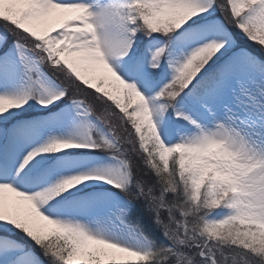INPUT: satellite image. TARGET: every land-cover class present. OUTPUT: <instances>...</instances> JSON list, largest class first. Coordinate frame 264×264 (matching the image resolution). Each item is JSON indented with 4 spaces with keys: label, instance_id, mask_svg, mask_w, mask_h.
Instances as JSON below:
<instances>
[{
    "label": "snow or ice",
    "instance_id": "1",
    "mask_svg": "<svg viewBox=\"0 0 264 264\" xmlns=\"http://www.w3.org/2000/svg\"><path fill=\"white\" fill-rule=\"evenodd\" d=\"M0 264H264V0H0Z\"/></svg>",
    "mask_w": 264,
    "mask_h": 264
}]
</instances>
